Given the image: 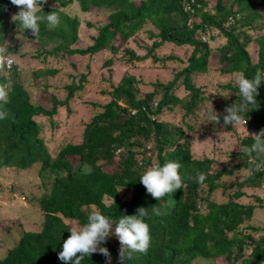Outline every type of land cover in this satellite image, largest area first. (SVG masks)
Returning a JSON list of instances; mask_svg holds the SVG:
<instances>
[{
	"label": "trees",
	"instance_id": "trees-1",
	"mask_svg": "<svg viewBox=\"0 0 264 264\" xmlns=\"http://www.w3.org/2000/svg\"><path fill=\"white\" fill-rule=\"evenodd\" d=\"M74 3L78 10L69 12ZM12 6L11 0H0V45L8 43L7 55H24L25 50L19 53V43L6 41L8 33L20 32L25 42L35 46L34 58L42 62L50 56L61 60L107 51L110 56L103 64L107 67L115 59L130 65L148 59L161 68L170 61L182 66L166 82H148L151 89L143 93L141 78L128 71L113 82L107 79V88L101 90L107 98L91 102L93 112L82 123L78 140L63 139L55 149L50 145L52 138L65 131L57 132V116L62 107L66 116L72 112L70 101L83 88L89 64L83 72L67 74L68 81L59 87L64 91L61 98L56 85L50 91L51 85L43 82V89L50 91L43 93L38 78L54 76L58 68L34 71V91L22 82L16 62L0 71V86L8 89V102L2 106L6 118L0 119V175L7 170H36L42 188L37 194H23L37 212L32 227L13 220L7 234L0 233V264H64L58 259L63 241L70 229L87 222L91 212L108 217L114 232L115 222L123 215L137 214L138 208L147 209L143 219L149 225L151 244L146 253L126 255L123 264H195L200 259L212 264H264V227L244 226L261 231L258 237L241 227L255 207H264V196L255 192L264 189V170L249 176L250 157L239 147L224 158H196L190 136L236 132L238 146H250L251 134L264 130V81L258 87V107L244 113L247 123L241 126L249 135L223 124L225 108L241 100L235 82L211 81L215 91L207 92V86L196 81L198 75L213 71L221 80L234 74L251 79L257 72L264 73V0H45L37 15L55 12L60 23L49 30L41 20L37 36L13 22L12 15L9 18ZM78 11L86 15L105 11V20L95 26L90 43L83 47L75 46ZM147 21L156 30L146 31L151 42L137 44L143 50L138 54L127 43ZM165 44L184 47L186 58L158 56ZM252 44L254 60L248 49ZM211 93L220 101L209 108ZM176 106L182 111L178 120L161 117ZM214 111L220 117L218 123L209 121ZM165 161L179 163L184 186L156 201L139 178L148 167ZM85 165L91 167L90 174H84ZM198 173L206 175L203 185L196 182ZM215 191L225 193L226 199L215 200ZM243 197L248 199L242 202ZM153 205L164 214L154 215ZM101 246L108 249L110 260L97 251L81 264H121L120 243L114 234Z\"/></svg>",
	"mask_w": 264,
	"mask_h": 264
},
{
	"label": "rangeland",
	"instance_id": "rangeland-1",
	"mask_svg": "<svg viewBox=\"0 0 264 264\" xmlns=\"http://www.w3.org/2000/svg\"><path fill=\"white\" fill-rule=\"evenodd\" d=\"M77 9L76 4L74 3L72 7H70L69 12L75 11ZM78 10V9H77ZM19 9L17 6L13 5L9 18L11 15L17 13ZM94 14V13H93ZM78 17L80 18L79 23V40L75 44L77 47H83L90 43L89 37L94 34L95 26L105 20V11L97 14V15H89L83 14L78 11ZM87 22H90L92 26L88 25ZM152 29L156 30L154 26L150 22H146L143 26L136 31L133 35L132 39L128 41L127 45L135 50L138 54H142L143 50L137 44L150 43L151 41L147 38V30ZM20 32L8 33L6 35V41L11 40L12 44L19 43V53L24 51V55L20 56L18 53H10V56L13 58L14 62H16L21 70V79L22 82L28 87V89H35L33 82V72L45 67L58 68L59 72L54 75H46L41 74L38 76L40 79V90L42 89L43 93L50 92L53 90L52 86H58V96L61 98L64 94L63 90H59V87L62 86L63 83H66L69 78H67V74L71 72H83L86 70V64H89L90 71L85 76V79L82 81L83 88L75 93L76 96L70 101V106L72 112L70 115H65V110L63 107L60 109V115L57 116V127L58 131L65 130L62 134L57 133L55 137L52 138L50 145L55 149V145L61 144V140L69 139L72 141L78 140L79 131L81 129L82 123L85 122L92 114L93 109L91 106V102H103L106 100L107 96L105 93H101L105 88H107L108 81H115L117 77H119L123 72L128 71L139 78H141L142 83L140 87L142 89V93L151 89V85L148 84L150 81H154L155 79L160 80L162 82H166L172 76L173 71L179 69L182 66L181 62L170 61L167 63V66L164 68L159 67V63H152L148 59L142 62H135L132 65L128 63H124L120 59H115L113 65L107 67L104 64V60H106L109 56V52H102L101 54L97 53L92 57L88 56H65L61 60L55 59L50 56L46 62H42L40 58H34L35 46L30 44V42H25L26 38L20 35ZM222 41V40H221ZM10 42V41H8ZM218 43H220L218 41ZM211 46L214 48L216 46V42L212 41ZM37 49V44H36ZM250 55L254 60L256 58V46L252 44L248 47ZM186 49L181 46H176L173 44H165L158 51V56H166L168 54L177 55L178 57L185 59ZM120 53V52H119ZM214 62L213 57L210 59V64ZM111 73V75H108ZM220 75L216 72L211 74H202L198 75L196 78L197 83L205 84L207 86V92L215 91V87H213L210 83L211 81H220L226 82V80H231V82H235L236 78L239 75L234 74L229 77L221 80ZM44 82V83H43ZM42 83H48L51 85L50 91L44 90ZM31 84V85H30ZM79 91V92H78ZM177 94H181L180 89L175 91ZM211 98L209 99V108L214 104L218 103L220 100L215 93H211ZM35 95H33L34 97ZM181 110H179L176 106L173 111L164 112L161 117L164 119L178 120ZM201 119V118H200ZM203 120V118L201 119ZM46 135L49 134L48 127L44 128ZM237 132L241 135L250 134L249 131H245L243 126H237ZM192 139V154L196 158H201L203 156H213L214 158H224L228 156V153L232 151L233 147L238 149V141L236 137V132H226V133H211L207 132L206 134H190ZM0 233H3L5 236L7 234L6 229L9 223L13 220L18 221L24 228L32 227V218H35V214H37L35 209H32L33 205L30 204L28 199L23 197V194H37L42 192V188L40 186V182L38 180L36 170H30L25 172L16 173L14 170H7L2 172L0 175ZM252 190H247V193L250 194ZM256 193L260 194L261 197L264 196V189H257ZM214 198L217 201H224L226 199V194L221 191L214 192ZM250 198V197H249ZM247 198L243 197L240 200L244 202ZM251 200V199H250ZM32 207V208H31ZM246 224H251L258 226L260 230L264 227V207L257 206L254 208L252 217L247 222L241 225L242 231L247 233H252L253 237H258L261 234V231L252 232L249 229H246L244 226ZM78 228V227H74ZM222 261L221 259L218 261ZM195 264H212L211 261H202L201 259L196 261Z\"/></svg>",
	"mask_w": 264,
	"mask_h": 264
},
{
	"label": "clouds",
	"instance_id": "clouds-1",
	"mask_svg": "<svg viewBox=\"0 0 264 264\" xmlns=\"http://www.w3.org/2000/svg\"><path fill=\"white\" fill-rule=\"evenodd\" d=\"M44 2L45 0H11V3L19 9L17 13L12 15L11 20L18 22L23 30H31L33 36L39 34V22L41 20L46 22L49 30L55 29L60 23V17L57 13L49 12L45 17L37 15L39 11H42L41 5ZM8 47L7 42L0 45V71L5 68L11 69L12 64H14L13 58L7 55ZM262 81H264V73L262 72H257L251 79L246 78L244 75L236 78L235 84L239 89L241 100L239 104L233 103L225 108L224 125H243L245 127L247 120L244 113L258 107L256 96L259 94L258 87ZM7 102L8 89L0 86V119L6 118V112L2 106ZM219 119L220 117L215 112V115L211 116L209 121L218 123ZM262 137H264V130L251 134L253 143L250 146H239L238 150L244 153L245 156L250 157L249 176L264 170V160L260 159L261 155H264V139ZM234 148L237 147L234 146ZM179 168V163L175 161H165L163 164L156 163L143 172L139 181L146 192L158 201L166 195L170 196L175 190L183 188ZM83 171L87 175L91 173L92 169L90 166L85 165ZM195 179L197 183L203 185L206 175L198 173ZM152 212L156 216L164 214L155 205L152 206ZM146 215L147 209L145 208H138L135 215H123L118 222H115L113 232V222L99 211H93L88 215L87 222L82 227L69 230L70 235L63 241L58 259L64 264H81L86 256L90 257L91 254L98 251L110 260L108 249L102 247L101 244L112 234L116 236L120 243L119 257L121 264H123L126 255L131 258V255L135 252L146 253L151 244L149 225L143 219Z\"/></svg>",
	"mask_w": 264,
	"mask_h": 264
}]
</instances>
